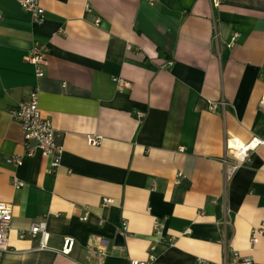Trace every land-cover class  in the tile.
Returning a JSON list of instances; mask_svg holds the SVG:
<instances>
[{
	"label": "crops",
	"instance_id": "1",
	"mask_svg": "<svg viewBox=\"0 0 264 264\" xmlns=\"http://www.w3.org/2000/svg\"><path fill=\"white\" fill-rule=\"evenodd\" d=\"M213 1L40 0L36 22L0 0V202L13 206L0 264H234L235 253L264 264V235L251 244L264 224V147L229 182L222 165L227 133L264 140V0ZM35 46L43 78L28 61ZM35 91L63 147L57 171L28 156L11 115ZM41 222L44 250L30 233Z\"/></svg>",
	"mask_w": 264,
	"mask_h": 264
},
{
	"label": "built area",
	"instance_id": "2",
	"mask_svg": "<svg viewBox=\"0 0 264 264\" xmlns=\"http://www.w3.org/2000/svg\"><path fill=\"white\" fill-rule=\"evenodd\" d=\"M21 7L28 13L31 14L32 19L36 22H43L46 19V10L41 6L40 0H17ZM154 2L155 0H149ZM222 0H214L213 7L219 8ZM100 19L97 20V23ZM218 37L216 34L215 38ZM239 37L236 34L230 44V47L235 46L236 39ZM28 61L33 64L36 68L37 77L43 78L45 76L44 67L47 66V53L42 47L35 46L30 51ZM168 65H172L169 62ZM120 87L125 86L122 80L114 79ZM261 106L264 108V96L261 101ZM227 107L226 101L211 104V111L216 112L218 109L225 110ZM13 119L20 122L23 132L25 144L27 145L28 156H33L36 151H39L44 157L51 159V168L53 171H57L61 165V159L63 155V147L57 141L56 131L48 119L44 118L39 108L38 92L35 91L31 94L29 101L22 103L15 107L11 111ZM140 118H144V114L139 115ZM88 143L91 146H98L102 143L101 136H89L87 137ZM34 143L33 148L31 144ZM264 147V140L254 138L248 143L240 141L238 138L227 133L225 139V156L222 159V165L224 167L225 181L229 182L234 177L236 172L241 166L249 161L251 153L256 151L258 148ZM9 164L16 166L22 165V160L18 157L8 160ZM178 177V182L179 178ZM23 183L17 182L16 187L20 189ZM110 199H105V204H110ZM224 220L221 224L224 228H228L232 224L230 213L224 209ZM13 221V206L8 203L0 202V255L7 252L9 249V231ZM160 224L157 222L156 227L159 228ZM128 231V223L126 221L122 224V230L120 235L124 236ZM30 233L33 236H40V249L44 250L48 246L50 234L46 229V223H35L32 225ZM264 235V224L262 229L253 231L251 244L255 246L259 242V237ZM76 244V241L72 237H66L64 239L63 248L61 253L65 256H69ZM101 254L104 250L100 249ZM234 264H254L251 258H242L240 255L235 253ZM130 264H147L139 260H131Z\"/></svg>",
	"mask_w": 264,
	"mask_h": 264
},
{
	"label": "water",
	"instance_id": "3",
	"mask_svg": "<svg viewBox=\"0 0 264 264\" xmlns=\"http://www.w3.org/2000/svg\"><path fill=\"white\" fill-rule=\"evenodd\" d=\"M116 245L117 246H124L125 245V239L122 235H118L116 238Z\"/></svg>",
	"mask_w": 264,
	"mask_h": 264
}]
</instances>
